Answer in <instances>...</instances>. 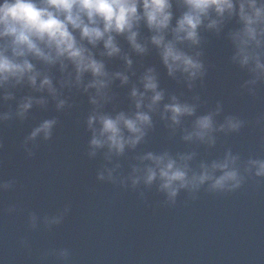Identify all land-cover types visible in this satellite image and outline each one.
I'll return each mask as SVG.
<instances>
[{"label":"water","instance_id":"1","mask_svg":"<svg viewBox=\"0 0 264 264\" xmlns=\"http://www.w3.org/2000/svg\"><path fill=\"white\" fill-rule=\"evenodd\" d=\"M235 26L228 22L219 34L201 30L200 45L185 47L189 54L199 52L204 64V76L191 88L179 74L167 75L150 44L144 55L133 52L123 37L117 38L120 56L101 57L99 48L93 50L110 73L129 76L125 85L113 80L112 99L104 111H134L129 92L133 85L142 90L139 77L149 67L165 93L151 113L153 126L144 140L111 161L105 159L106 149L95 157L87 154L91 133L86 119L92 106L82 90H62L71 107L57 111L49 98L43 107L34 105L25 120L13 117L0 124V181L14 182L0 192V264H264V177L245 176L233 191H210L207 184L194 192L181 189L174 202L155 183L133 187L126 179L132 166L140 165L137 158L147 152L195 153L189 165L198 169L201 162L221 159L230 150L240 157L242 174L247 159H264V84L257 83L254 95L241 88L249 74L231 62L227 32ZM148 35L142 27L140 39ZM125 54L132 60L131 68L124 64ZM50 73L54 83L61 76L58 66ZM11 90L16 99L0 106V111H14L16 100L24 95L47 97L27 86ZM173 95L195 104L196 115L219 107L217 123L234 115L245 121L244 126L234 133H216L211 146L184 141V130L190 129L195 117H183L173 127L160 116L163 104ZM50 118L57 120L52 136L25 144L32 128ZM117 163L115 182L97 178L103 168ZM10 208L14 210L9 212ZM29 213L38 218L35 229L29 226ZM54 216L60 217L59 223L46 226L44 218ZM62 248L69 251L67 261L51 254Z\"/></svg>","mask_w":264,"mask_h":264},{"label":"clouds","instance_id":"2","mask_svg":"<svg viewBox=\"0 0 264 264\" xmlns=\"http://www.w3.org/2000/svg\"><path fill=\"white\" fill-rule=\"evenodd\" d=\"M228 22L236 25L227 32L233 49L231 62L247 71L249 79L241 88L254 95L257 83L264 84V0H0V106L16 99L11 89L17 86L47 94L20 97L14 111H0V124L13 117L25 120L34 105L43 107L49 98L57 111L71 107L62 90L75 88L88 94L92 106L86 119L91 133L88 156L95 157L106 149V160L120 157L144 140L153 126L151 113L165 99V93L159 87L155 70L149 67L139 77L142 90L133 85L129 92L134 111H104L112 99L113 80L119 79L125 85L129 76L119 71L110 73L93 50L99 48L101 57L120 56L118 37H123L137 55H144L150 44L167 75L176 78L179 74L191 88L194 81L204 76V64L198 59L199 52L189 54L185 47L200 45L201 30L219 34ZM142 27L149 33L146 40L140 39ZM122 59L126 68H131L128 55ZM55 66L61 76L54 83L50 69ZM219 111L217 107L215 112L196 115L195 104L181 102L173 95L163 104L160 116L170 120L173 127L180 125L183 117H195L182 139L211 146L216 133L238 132L245 123L234 115L217 123L214 117ZM56 124L55 118L42 120L24 143L37 137L48 140ZM194 155L147 152L137 158L140 165H133L126 179L133 187L155 183L158 191L174 202L181 189L194 192L207 184L210 191H233L241 186L245 176L264 177V159H247L242 174L240 157L230 150L221 159L201 162L198 169L189 165ZM119 167L118 163L105 167L97 178L115 182L113 173ZM13 183L0 181V192L10 189ZM37 220L34 213H29L31 228L37 227ZM59 221L58 216L44 218L46 226ZM22 243L27 247L26 242ZM51 254L59 261L69 258V251L63 248Z\"/></svg>","mask_w":264,"mask_h":264}]
</instances>
